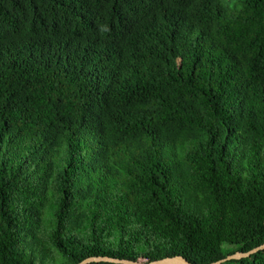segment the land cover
<instances>
[{"label": "trees", "instance_id": "trees-1", "mask_svg": "<svg viewBox=\"0 0 264 264\" xmlns=\"http://www.w3.org/2000/svg\"><path fill=\"white\" fill-rule=\"evenodd\" d=\"M262 244L264 0H0V264Z\"/></svg>", "mask_w": 264, "mask_h": 264}, {"label": "water", "instance_id": "water-1", "mask_svg": "<svg viewBox=\"0 0 264 264\" xmlns=\"http://www.w3.org/2000/svg\"><path fill=\"white\" fill-rule=\"evenodd\" d=\"M263 249H264V244L258 246L257 248H255L249 252H246V253L238 252L237 254H233V255H230L228 257L226 256L225 258H223L217 262L210 263V264H221L222 262H225L227 260L247 257L251 253H254L256 251L263 250ZM99 261H106V262L119 263V264H167V263L192 264L186 258H184L181 255L164 257L162 259L154 260L151 262H144V263L138 262V261H133V260H128V259H117V258H110V257H90V258H87V259L81 261L78 264H87L90 262H99Z\"/></svg>", "mask_w": 264, "mask_h": 264}, {"label": "rangeland", "instance_id": "rangeland-1", "mask_svg": "<svg viewBox=\"0 0 264 264\" xmlns=\"http://www.w3.org/2000/svg\"><path fill=\"white\" fill-rule=\"evenodd\" d=\"M222 1L225 2L229 6V9H230L231 12L234 11L235 0H222ZM238 252H240V251H236V252H234L232 254H229L228 256L233 255V254H237Z\"/></svg>", "mask_w": 264, "mask_h": 264}, {"label": "bare ground", "instance_id": "bare-ground-1", "mask_svg": "<svg viewBox=\"0 0 264 264\" xmlns=\"http://www.w3.org/2000/svg\"><path fill=\"white\" fill-rule=\"evenodd\" d=\"M167 264H177V263H167Z\"/></svg>", "mask_w": 264, "mask_h": 264}]
</instances>
